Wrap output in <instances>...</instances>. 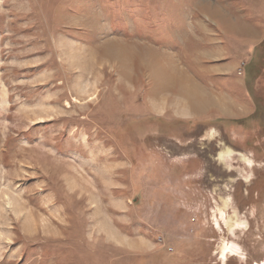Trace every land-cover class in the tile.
<instances>
[{
	"label": "rangeland",
	"instance_id": "obj_1",
	"mask_svg": "<svg viewBox=\"0 0 264 264\" xmlns=\"http://www.w3.org/2000/svg\"><path fill=\"white\" fill-rule=\"evenodd\" d=\"M245 1L0 0V264H264Z\"/></svg>",
	"mask_w": 264,
	"mask_h": 264
},
{
	"label": "crops",
	"instance_id": "obj_2",
	"mask_svg": "<svg viewBox=\"0 0 264 264\" xmlns=\"http://www.w3.org/2000/svg\"><path fill=\"white\" fill-rule=\"evenodd\" d=\"M244 6L246 10L252 13V21H237L233 22L229 20L228 22L219 21L217 28H220V34L227 39H236L242 47L230 48V51H239L244 53V58H248L252 52H254L258 45L264 40V0H246ZM255 12L261 13L263 16H257ZM258 18V19H257ZM233 43V42H232ZM236 57L240 58L236 55ZM196 98V97H195ZM197 102L200 100L199 95H197Z\"/></svg>",
	"mask_w": 264,
	"mask_h": 264
},
{
	"label": "bare ground",
	"instance_id": "obj_3",
	"mask_svg": "<svg viewBox=\"0 0 264 264\" xmlns=\"http://www.w3.org/2000/svg\"><path fill=\"white\" fill-rule=\"evenodd\" d=\"M111 54H112V53H111ZM171 83H172L173 86H175L176 88L179 86L180 90H184V92H185V88H184V85H183V83H184V79H183L182 76L172 77V78H171ZM187 96H188V95H187ZM189 98H190V96H189ZM214 135H215V132H214L213 130H212V131H209V133L207 134V136H208L209 138H213ZM220 157L222 158L223 155L221 154ZM244 161L247 162V163H249V161H248L247 159H244ZM227 250H228V247H227L225 244H223V245L221 246V250H220V251H221V252H220L221 255L224 256V255L226 254Z\"/></svg>",
	"mask_w": 264,
	"mask_h": 264
}]
</instances>
